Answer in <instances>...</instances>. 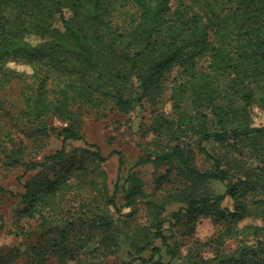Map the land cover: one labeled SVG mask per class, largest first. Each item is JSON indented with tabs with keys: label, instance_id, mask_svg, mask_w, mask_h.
I'll return each mask as SVG.
<instances>
[{
	"label": "trees",
	"instance_id": "1",
	"mask_svg": "<svg viewBox=\"0 0 264 264\" xmlns=\"http://www.w3.org/2000/svg\"><path fill=\"white\" fill-rule=\"evenodd\" d=\"M185 1L0 0V87L25 79V72L11 64L25 66L30 77L43 79L36 91L24 94L21 117L36 120L54 115L72 123L62 128L51 126V132L61 137V148L45 156L41 164L25 163L24 171L60 160L68 140H83L77 115L82 107L100 108L106 104L97 93L100 87L112 85L117 90L115 103L129 106L132 100L124 98L118 84L135 79L142 95L158 96L165 88L166 75L177 66L186 77L172 96L175 111H181L174 122L163 120L156 131L169 133L174 124L184 127L195 148L212 162V169H198L193 150L181 142L140 158L133 167L174 164L186 188L210 181L225 185L224 192L218 195L188 194L185 207L172 213L170 225L183 224L186 218L189 234L193 232L190 223L199 215L214 216L222 225L212 240L214 256L204 258L197 247L193 252L188 250L186 261L264 264V196L255 194L253 208L248 209L241 200L247 187L228 183L229 171L208 148L228 142L236 145L248 139L264 140V124L252 125L250 117L254 106L264 110V0ZM130 6L138 10L136 20L130 19L125 10ZM119 15L124 19L117 32L111 24ZM48 77L52 78L49 89L45 82ZM220 77L228 79L225 93L238 102V108L215 105L223 91ZM187 93L189 98L184 95ZM184 99L190 104L181 105ZM41 128L45 133L46 126ZM22 150L23 147L11 152L12 161L20 160ZM96 157L100 158L99 154ZM61 181H48L43 188L24 184L20 199L54 209ZM4 191L0 184V192ZM124 198L125 206L131 205V194L127 192ZM226 198L232 200L231 206L223 205ZM108 203L115 213L119 211L113 198ZM145 211L148 224L140 228L143 237L133 242L132 250L137 256H132L127 264H173L181 254L170 242L172 233H164L159 206L149 202ZM249 216L260 223L240 225ZM95 222L105 228L112 225L107 216H96ZM227 239H236L232 251L223 247ZM154 240H159V244L155 245ZM148 247L151 253L145 258L142 253ZM162 248L167 262H162ZM57 252L62 256L64 250L59 248ZM45 255L46 251L33 247L27 264H47Z\"/></svg>",
	"mask_w": 264,
	"mask_h": 264
},
{
	"label": "rangeland",
	"instance_id": "2",
	"mask_svg": "<svg viewBox=\"0 0 264 264\" xmlns=\"http://www.w3.org/2000/svg\"><path fill=\"white\" fill-rule=\"evenodd\" d=\"M125 10L131 15L130 19L136 20L139 15L136 7ZM123 19V15L112 19L111 26L117 32H120L117 27ZM10 66L25 72V79H15L4 88L0 87V184L5 190L0 192V264L29 263L33 247L46 251L47 264H127L132 256H137L132 253L133 242L143 237L140 228L148 224L145 209L149 202L159 206L164 233L167 236L172 233L170 242L180 251L181 257L173 264H192L186 261V254L197 247L204 258L214 256L212 240L222 229L214 216L199 215L190 223L191 234L186 229V218L183 224L171 226L170 223L173 222L172 213L185 207L188 194L218 195L224 192L225 185L210 181L186 188L174 164L133 167L140 158L181 142L193 150L198 169H212V162L195 148L184 127L173 123L169 133L156 131L163 120L174 122L181 111H175L172 98L174 89L186 79L181 69L177 66L171 69L165 77V88L158 96L142 95L135 79L118 84L124 98L132 100L129 106L117 105V90L106 83L97 91L106 104L100 108L82 107L77 115L83 140H68L64 144L63 158L25 172V163L41 164L45 156L61 148V137L51 132V126L62 128L72 123L54 115L36 120L21 117L24 94L36 91L43 78L30 77L29 68L25 66ZM218 81L223 91L215 105L238 108V102L225 93L228 79L220 77ZM45 82L46 88H51L52 78H46ZM184 95L189 98L188 93ZM186 104H190L188 99L181 103ZM250 117L252 125L264 124V110L254 106ZM42 125L47 128L45 133L41 132ZM22 147L20 160L12 161L11 152ZM208 148L229 171L228 183L247 187L241 200L252 210V197L258 192L264 196V140L255 138L236 145L228 142ZM112 152L115 153L109 156ZM97 154L102 159L96 157ZM119 157L122 158L121 166ZM57 180H62L63 184L55 193L54 209L40 202L31 205L21 201L24 184L43 188L48 181ZM127 192L132 201L125 206ZM110 198L119 208L116 213L108 203ZM223 205L231 206L232 200L226 198ZM96 216L111 218L112 225L109 228L97 226ZM244 223L258 224L260 221L249 216L240 225ZM54 242L59 245H53ZM159 242L154 240L155 245ZM204 243L207 245H200ZM235 246L236 239L223 243L227 251ZM59 248L64 250L62 256L57 252ZM150 248L142 253L143 257L148 258ZM163 250L162 262H167ZM136 264H140L139 261Z\"/></svg>",
	"mask_w": 264,
	"mask_h": 264
}]
</instances>
